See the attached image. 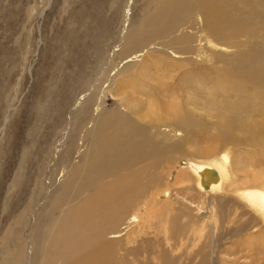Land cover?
<instances>
[{"label":"rangeland","instance_id":"374dc122","mask_svg":"<svg viewBox=\"0 0 264 264\" xmlns=\"http://www.w3.org/2000/svg\"><path fill=\"white\" fill-rule=\"evenodd\" d=\"M151 1L0 0V264L6 263L9 250L18 256L24 245L22 263L13 255V264L34 263L31 241L37 235L50 239L46 206L60 216L94 191L84 186L85 167L65 197L60 184L90 144L86 131L94 127L89 116L118 106L114 88L123 76L120 72L130 64L142 67L147 81L139 94V120L147 113L146 104L157 102L159 112L186 107L199 125L168 140L154 139L158 144L154 147L163 153L170 152L172 143H178L179 150L169 168L168 164L150 167L142 175L136 197L149 203L146 213L120 237L119 264H264V218L235 191L264 184V97L228 113L231 120L246 117L244 129L261 130L254 132L255 141L250 140L253 133L244 130L229 127L222 139L212 129L216 116L226 109L235 75L244 70L239 55L264 45L260 18L264 9L256 0L252 8L239 0H222L233 14L230 18L251 25L235 39L239 50H216L203 40L196 58L173 63L180 67L175 79L174 73L164 77L165 71L154 66L156 59L153 65L144 62L158 48L154 44L153 52L145 49L121 58L126 31ZM178 34L160 40L169 43ZM115 63L119 65L113 68ZM107 72L109 82L101 84ZM88 75L102 79L90 91L81 87V78L89 80ZM166 85L168 91L150 95ZM97 94L99 110L89 104ZM142 122L141 136L149 128L147 119ZM226 152L229 178L219 192L198 191L188 175L182 182L168 178L181 160L211 162ZM165 189L170 190L169 197L150 205L152 196ZM94 246L63 255L60 262L70 264Z\"/></svg>","mask_w":264,"mask_h":264},{"label":"bare ground","instance_id":"6f19581e","mask_svg":"<svg viewBox=\"0 0 264 264\" xmlns=\"http://www.w3.org/2000/svg\"><path fill=\"white\" fill-rule=\"evenodd\" d=\"M239 1L245 7L252 8L255 5V0ZM256 2L264 9V0H256ZM231 16L233 14L222 0H152L142 11L139 20L135 24H131L126 31L122 50L124 55H121V58L145 51V49L150 52L155 50L154 53L157 55L149 53L151 55L146 56L144 62L147 65H153L152 61L156 59L154 66L165 71L164 77L171 78L174 73L176 79L180 67L173 63L181 59L196 58L201 50L203 40L208 41L212 45L211 47L216 50L217 48L228 51H231L229 49L235 50V48L239 50L235 39L244 35L251 25L244 19L235 16L230 18ZM260 18L264 20V12L260 14ZM177 31L179 34L169 43H163L160 40ZM153 44L158 48L153 50L150 47ZM180 56L183 57L177 58ZM238 58L242 62L244 70L235 75L238 78L230 87L226 109L216 116L217 121L213 123L212 129L216 131L215 136L222 139L229 127L235 130H244L253 133L250 140L255 141L257 134L254 132L259 134L261 130L255 127L244 129L247 118L240 117L231 120L228 113L235 108L247 107L253 102H260L264 97V45L245 51ZM118 65L115 63L113 68ZM141 68L130 64L120 72V75L123 76L114 88L118 106L109 110H101L98 115L89 116L88 120L93 122L92 127H94V131H88L90 129L86 131V139L90 141V144L81 154V161L73 165L65 175L60 187L63 190V197H65L74 187L76 175L82 167H85L84 186L94 187V191L63 209L60 216L49 211L46 206L50 239L47 240L44 235H37L31 241V250H33L31 259L35 261L32 264H58L63 255L74 254L89 244L95 245L94 248L70 264H119L121 261H118L117 254H119L122 245L120 237L123 236L125 229L139 221L140 217L146 213L145 205L149 203L148 200H139L141 197H136L141 189L142 175L150 167L168 164L169 168L172 163H175L174 153L179 150L178 143H172L169 145L170 152L163 153L161 149L154 147L158 145L154 139L168 140L176 137L178 132L180 134L187 133L188 130L194 131L199 125L195 120L194 113L187 111L186 107L175 111L165 108L159 112L157 102L147 103V113L139 120L138 112L142 104L139 94L147 82L144 80V76L142 77ZM108 74L109 72L105 73V79H101L102 81L93 75L87 76L89 80L81 78V87L83 89L88 87L87 90L90 91L96 80L101 81V84L109 82ZM197 74L204 76V73L201 72ZM168 87L166 85L164 88L156 89L155 94L150 95L155 97L162 90L168 91ZM80 90L82 89L78 88L77 91ZM241 90L243 93H247L248 97H244L243 95L246 94H241ZM103 96L105 97V95ZM97 99L98 94L97 98L96 96L90 98L89 104L93 107L97 105L96 110H99L101 104ZM193 105L197 109L200 108L197 102ZM91 106L87 107L88 111H93ZM191 110L194 109L191 108ZM145 119L148 120L149 128H146L147 133L141 136L138 124H143L142 120ZM85 121L87 122V120ZM79 124L80 127H83V124L80 122ZM161 158L163 159L161 160ZM229 162L228 152L222 153L211 162L181 160L169 172L168 178L182 182L188 175L198 191L219 192L223 189L224 183L228 181ZM105 176L107 179L104 181ZM235 191L249 207L264 218L263 183ZM169 195V189L153 195L150 205L153 202H159L160 199H167ZM55 205L56 202L52 200V209ZM24 223L26 224V220ZM39 232V229L36 228V233ZM24 248L25 245L20 248L18 256L14 252L9 253V250L7 261L4 264H13V255L20 262L25 255Z\"/></svg>","mask_w":264,"mask_h":264}]
</instances>
